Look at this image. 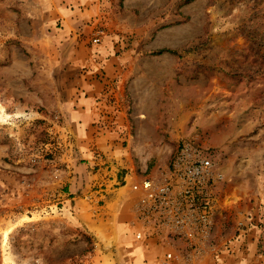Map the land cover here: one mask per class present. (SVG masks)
Here are the masks:
<instances>
[{"label":"rangeland","instance_id":"374dc122","mask_svg":"<svg viewBox=\"0 0 264 264\" xmlns=\"http://www.w3.org/2000/svg\"><path fill=\"white\" fill-rule=\"evenodd\" d=\"M83 80L119 86L124 114L121 147L82 186L128 176L123 196L183 142L211 147L216 238H252L264 264V0H0V264H109L127 249L85 202L63 203L79 162L63 105Z\"/></svg>","mask_w":264,"mask_h":264},{"label":"crops","instance_id":"0c3cea01","mask_svg":"<svg viewBox=\"0 0 264 264\" xmlns=\"http://www.w3.org/2000/svg\"><path fill=\"white\" fill-rule=\"evenodd\" d=\"M111 61L112 58L106 60L105 68L108 74ZM83 82L85 84L75 86L71 98L63 105L65 134L75 146L76 157L79 160L75 173L71 174L64 186L62 195L64 205H72L81 212L82 202H85L89 207L87 213H95L97 216L93 220L99 218L110 220L113 227L121 231L127 249L121 254L120 259L111 258L109 264H179L178 260L165 259L167 254H171L166 245L146 238L142 226L131 225L134 220V204L140 198L138 190L131 187L123 196H119L114 192L127 187V184L114 189L107 185L105 189L94 191L88 190V186H82L83 172L89 171L94 164H102L98 158L101 153L115 154L121 147V122L124 114L119 86L115 89L111 84L104 87V84L96 80ZM114 97L116 98L112 99ZM126 179L128 180V176ZM102 199L105 201V215L100 216L102 213L97 212V204ZM117 203L120 204L117 206ZM94 227L98 225L91 228L97 234ZM245 245L250 248H245ZM245 245L237 244L234 247L231 242L216 257L210 256L206 264H256L255 240L249 238L248 244ZM246 250L248 252H244Z\"/></svg>","mask_w":264,"mask_h":264},{"label":"built area","instance_id":"2783aa9c","mask_svg":"<svg viewBox=\"0 0 264 264\" xmlns=\"http://www.w3.org/2000/svg\"><path fill=\"white\" fill-rule=\"evenodd\" d=\"M103 33H95L92 42L101 43ZM223 180L212 148L185 141L161 175L132 182L140 193L133 224L142 226L146 238L167 246L171 254L166 253V260L206 264L210 256L216 257L231 244L228 239H217L215 233Z\"/></svg>","mask_w":264,"mask_h":264},{"label":"trees","instance_id":"16d2710c","mask_svg":"<svg viewBox=\"0 0 264 264\" xmlns=\"http://www.w3.org/2000/svg\"><path fill=\"white\" fill-rule=\"evenodd\" d=\"M164 52H171V53H174V52H176L175 50H172V49H167V48H164V49H160L159 51H158V53H164Z\"/></svg>","mask_w":264,"mask_h":264}]
</instances>
